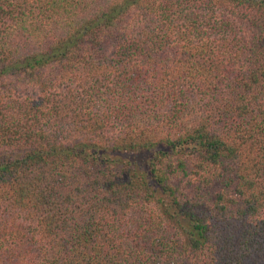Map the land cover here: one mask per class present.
Returning a JSON list of instances; mask_svg holds the SVG:
<instances>
[{
	"label": "trees",
	"instance_id": "trees-1",
	"mask_svg": "<svg viewBox=\"0 0 264 264\" xmlns=\"http://www.w3.org/2000/svg\"><path fill=\"white\" fill-rule=\"evenodd\" d=\"M0 264H264V0H0Z\"/></svg>",
	"mask_w": 264,
	"mask_h": 264
}]
</instances>
